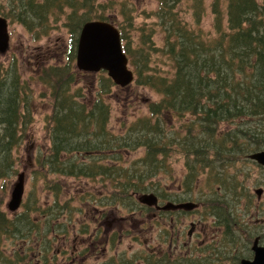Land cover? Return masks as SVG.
I'll return each mask as SVG.
<instances>
[{
	"label": "trees",
	"instance_id": "1",
	"mask_svg": "<svg viewBox=\"0 0 264 264\" xmlns=\"http://www.w3.org/2000/svg\"><path fill=\"white\" fill-rule=\"evenodd\" d=\"M128 6L115 0H0V16L21 26L35 41L50 25L56 29L53 24L61 18L67 33L61 55L66 62L41 63L34 72L44 89L39 98L48 99L50 114L45 118V148L34 157L32 175L52 195V203L40 205L31 194L19 212L0 208V264H28L27 240L49 247L58 216L74 210L72 198L60 203V195L84 188L81 180L99 184L86 190L82 201L122 206L133 195L156 188L145 182L166 169L169 153L185 158V179L194 181L205 169V175L213 174L221 161L264 150V0H228L225 26L214 2V36L181 23L168 0H160L157 25L163 29L164 44L158 52L168 65L165 72L161 61L152 59L153 29L140 28L146 34L136 47L130 45L134 17ZM195 18L197 23L200 13ZM89 21H106L117 28L135 68L131 85L117 87L101 71L83 72L95 75L96 83L81 87L83 79L78 77L83 74L72 62L81 27ZM131 86L153 91L158 99L146 104L147 115L124 121L114 131L109 127V103L114 93L125 100ZM33 103L17 62L0 63V180L17 174L15 152L30 131ZM139 149L142 157L129 162V155ZM70 180L74 182L67 187ZM6 240L12 244L8 250Z\"/></svg>",
	"mask_w": 264,
	"mask_h": 264
},
{
	"label": "rangeland",
	"instance_id": "2",
	"mask_svg": "<svg viewBox=\"0 0 264 264\" xmlns=\"http://www.w3.org/2000/svg\"><path fill=\"white\" fill-rule=\"evenodd\" d=\"M107 1V0H100ZM123 1L130 6L128 8L133 14V25L128 32V40L132 47H136L140 43V38L142 34L140 28L153 29L154 33L151 36V41L153 47L155 48L154 54L152 53V59L156 58L161 61L160 69L165 72L168 70V65L164 60V56L161 52H158L163 48L164 44V33L163 29L157 25L159 22V15H157L160 8V0H115ZM170 1V2H169ZM259 3H263V0H257ZM217 3V9L222 15V26L226 23V11L228 0H168L169 6H173V12L178 14L180 22L183 24H189L194 29L198 28L202 34H207L208 36H214V18L213 13V3ZM197 12V13H196ZM200 13V18L196 23L195 15ZM62 18L53 26H57L54 29L50 25V29L47 34L41 36L39 40H33L32 37L19 25L8 24L9 32V49L4 55H0V63H9L13 59L17 62L20 76L23 80L29 83L30 90L32 91V96L34 99L32 108V122L30 124V131L22 141L17 152H15V157L17 158V174L23 172L25 175L24 184V196L26 199L34 195L33 199L38 198L40 205H50L52 203V195L49 192H44L42 190V185L40 182L35 181L32 175L33 162H35L34 157L38 154L40 149H44L46 143V132H45V118L50 114V108L47 105L48 99L39 98V91H43L42 85L35 81L34 72L38 65L41 63L57 65L60 62H66L63 59V52L66 49L67 43V33L66 30L62 28ZM118 22L121 18L115 19ZM72 68L78 71L75 67V59L72 62ZM129 69L133 72L135 68L129 64ZM80 72V71H79ZM78 78L83 79L81 87L90 88L96 83V76H85L82 73ZM93 74V73H87ZM96 74V73H95ZM123 93V92H122ZM124 94V93H123ZM125 100L122 99L121 93H114L113 98L109 103L110 107V120L109 127L114 131H118L120 124L124 121H129L134 117L147 115L146 104L148 102H154L158 99V96L153 92L145 88H137L131 86L129 92L124 94ZM41 150V151H42ZM40 151V152H41ZM143 150L139 149L137 152L132 153L130 161L142 157ZM129 159V158H128ZM192 158L190 157V161ZM164 162V161H163ZM165 168L162 169L158 175L146 180L147 185L156 186L152 193H158L161 189H168L170 194L178 193L183 196H177L178 198L185 199V201H192L193 203H198L203 206L205 210V217H210L214 215H220L222 219L232 222L235 218L236 222H243L250 214L254 213V207L257 204L252 202L253 199L251 195L255 188L261 184L262 172L261 170L252 162L246 158L235 157L228 161H221L216 165V171L211 175H205L204 173L208 170L205 169L203 174H199L194 181H186V166L185 158L182 155H174L169 153V157L165 160ZM224 166V167H223ZM13 176L10 179L0 180V208L6 210V204L10 198V192L13 183L16 181V177ZM74 181H69L66 186H72ZM81 185L84 188H79L74 192H64L60 195V203L65 200V198H72L73 206H78L76 201H82L80 199L81 195L86 194V190L89 191L90 187L99 185L98 183H87L85 180H81ZM184 185V186H183ZM74 187H71L72 191ZM86 188V189H85ZM184 192V193H182ZM93 194V193H92ZM94 195L98 198L102 196V193H96ZM174 198V197H173ZM182 199V200H183ZM47 202V203H46ZM191 202V203H192ZM259 205L260 202H258ZM19 209L17 212H19ZM7 213H9L7 211ZM203 211L201 212V214ZM189 216H182L179 220H188ZM196 217L198 215L196 214ZM35 219H39L35 217ZM187 224V223H186ZM38 227L43 229L44 227ZM224 236V235H223ZM49 237L46 236L45 240ZM52 239V236L49 237ZM230 240H221L215 246L206 249L196 248L187 257L189 258V264H210L206 262L205 258L212 256L214 252H219V256L225 257L226 259L222 261L221 264H231L233 259L240 255V253L223 254L224 249H229ZM3 245L8 250L12 245L10 240L3 242ZM127 246V244H126ZM33 248H37L33 246ZM206 250H209L207 252ZM243 254V252H242ZM33 261V257L31 258ZM34 262V261H33ZM214 264V261H213ZM218 264V263H215Z\"/></svg>",
	"mask_w": 264,
	"mask_h": 264
},
{
	"label": "flooded vegetation",
	"instance_id": "3",
	"mask_svg": "<svg viewBox=\"0 0 264 264\" xmlns=\"http://www.w3.org/2000/svg\"><path fill=\"white\" fill-rule=\"evenodd\" d=\"M249 161L261 170L262 180L251 195V201L257 203L254 213L245 218L244 223L236 222L235 218L228 222L218 214L205 217L203 206L185 201L183 197L178 198L183 196L180 192L178 195L170 194L166 188L153 193L156 196L154 205L138 201L137 196L140 194L133 195L127 205L115 207L93 206L89 205L90 201H76L74 204L78 206H74L73 214L59 215L54 222L53 238L48 239L49 247L41 246L38 240H34L32 245L30 240L24 242L27 262L189 264L187 256L196 248H210L226 237L230 240V248L224 249L223 254L229 251L231 254L240 253L231 264L252 262L255 247L264 248V168ZM188 202L196 206L190 210L175 208ZM169 204L172 206L165 209ZM184 215H191L188 218L190 221L179 220ZM45 250L48 251L47 255L44 254ZM219 254L216 251L212 254L215 258L207 256L205 261L221 264L226 258ZM175 258L179 259L176 263Z\"/></svg>",
	"mask_w": 264,
	"mask_h": 264
},
{
	"label": "water",
	"instance_id": "4",
	"mask_svg": "<svg viewBox=\"0 0 264 264\" xmlns=\"http://www.w3.org/2000/svg\"><path fill=\"white\" fill-rule=\"evenodd\" d=\"M9 48V34L7 20L0 16V55H4ZM75 66L78 71L87 73L106 72L112 82L121 88L127 87L133 81V73L128 69V59L123 53L120 36L115 26L105 21H89L83 24L80 30ZM249 159L264 167V151L249 155ZM25 175L17 174L13 183L10 198L6 204L9 212L15 213L24 194ZM138 200L147 205H154L156 197L152 194L141 195ZM169 204L165 209H168ZM193 203H183L175 208L192 209ZM174 208V207H173ZM241 264H264V248L254 250L252 262L242 261Z\"/></svg>",
	"mask_w": 264,
	"mask_h": 264
}]
</instances>
